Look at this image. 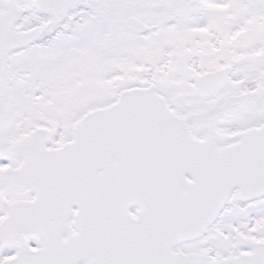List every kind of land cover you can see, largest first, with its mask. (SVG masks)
<instances>
[{
  "label": "snow or ice",
  "instance_id": "snow-or-ice-1",
  "mask_svg": "<svg viewBox=\"0 0 264 264\" xmlns=\"http://www.w3.org/2000/svg\"><path fill=\"white\" fill-rule=\"evenodd\" d=\"M0 264H264V0H0Z\"/></svg>",
  "mask_w": 264,
  "mask_h": 264
}]
</instances>
